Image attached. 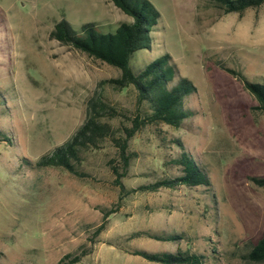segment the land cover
<instances>
[{"label": "rangeland", "instance_id": "rangeland-1", "mask_svg": "<svg viewBox=\"0 0 264 264\" xmlns=\"http://www.w3.org/2000/svg\"><path fill=\"white\" fill-rule=\"evenodd\" d=\"M149 1L160 20L150 49L134 52L130 66L138 72L169 53L196 87L184 102L193 115L178 128L159 124L136 133L130 148L138 156L122 183L135 188L161 175L179 139L210 186L136 191L119 200L107 166L115 150L107 142L83 154L81 177L37 167L83 122L98 82L120 73L52 39L54 23L93 22L108 33L130 18L109 0H0V130L9 138L0 141V264H55L82 246L88 253L77 264H160L131 252L177 248L202 254V264H264L244 258L264 231V187L249 179L264 175V110L242 79L264 84V3L238 15L205 0ZM100 90L108 102L134 109L133 87ZM116 202L118 210L91 237L102 208ZM142 230L183 238L131 236Z\"/></svg>", "mask_w": 264, "mask_h": 264}, {"label": "trees", "instance_id": "trees-1", "mask_svg": "<svg viewBox=\"0 0 264 264\" xmlns=\"http://www.w3.org/2000/svg\"><path fill=\"white\" fill-rule=\"evenodd\" d=\"M109 1L130 18L119 22L113 32H100L93 22L74 26L64 18L55 22L49 32V36L61 45L115 67L120 73L98 82L97 88L86 100L83 122L66 141L42 155L35 165L59 167L81 177L83 154L100 149L107 142L115 150L107 166L114 177V184L119 188V200L136 191L155 192L160 188L210 186L206 170L184 149L179 139L172 142L177 147L175 154L164 156L161 175L135 188H125L122 183V179L128 175L132 160L138 156L137 151L130 148V140L146 126L165 124L173 128L180 127L193 115V111L185 107L184 102L189 94L196 91V87L191 80L178 74L177 66L167 52L135 72L130 66V59L137 50L150 49L151 31L160 20V12L149 0ZM205 2L207 6L222 13L242 15L247 8L262 5L264 0ZM242 79L244 87L254 96L257 107L264 110V84L247 80L244 76ZM103 84H109L114 90L133 87L134 109L126 110L108 102L100 90ZM113 120H117V123H111ZM8 139L0 130V141ZM249 179L253 184L264 187V175L250 176ZM118 207L119 202H116L111 208H102L101 222L93 230L91 237H96L105 228L109 215L116 212ZM131 236H145L160 241H177L183 238L178 233L148 230L134 232ZM87 253L82 246L77 251L64 254L55 264H77ZM131 253L160 264H202L204 261L202 254L190 249L177 248L173 252L135 249ZM244 258L250 262L264 263V231L250 244Z\"/></svg>", "mask_w": 264, "mask_h": 264}]
</instances>
